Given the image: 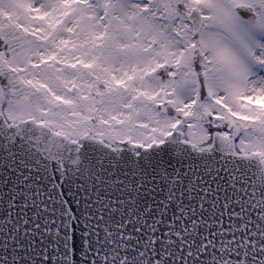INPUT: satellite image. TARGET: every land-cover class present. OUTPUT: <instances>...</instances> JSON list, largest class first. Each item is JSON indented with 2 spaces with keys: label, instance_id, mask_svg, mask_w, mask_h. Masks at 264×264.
Returning <instances> with one entry per match:
<instances>
[{
  "label": "snow or ice",
  "instance_id": "1",
  "mask_svg": "<svg viewBox=\"0 0 264 264\" xmlns=\"http://www.w3.org/2000/svg\"><path fill=\"white\" fill-rule=\"evenodd\" d=\"M0 264H264V0H0Z\"/></svg>",
  "mask_w": 264,
  "mask_h": 264
}]
</instances>
